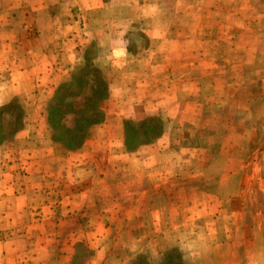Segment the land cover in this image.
<instances>
[{"label": "crops", "instance_id": "crops-1", "mask_svg": "<svg viewBox=\"0 0 264 264\" xmlns=\"http://www.w3.org/2000/svg\"><path fill=\"white\" fill-rule=\"evenodd\" d=\"M93 45L120 80L68 151L44 108ZM13 101L0 264H75L86 238L81 264H131L170 230L191 264H264V0H0V107ZM149 118L162 134L126 151L125 122Z\"/></svg>", "mask_w": 264, "mask_h": 264}, {"label": "trees", "instance_id": "trees-1", "mask_svg": "<svg viewBox=\"0 0 264 264\" xmlns=\"http://www.w3.org/2000/svg\"><path fill=\"white\" fill-rule=\"evenodd\" d=\"M92 48L87 50L82 65L73 71L69 80L57 86L46 109L51 139L68 151L78 150L91 136L93 128L105 121L101 104L109 96V87L103 72L93 64ZM24 115L25 110L17 101L0 107V145L11 141L23 128ZM4 121L7 122L5 126L2 125ZM162 132L163 124L159 118L126 121L124 148L135 151ZM184 257L179 247L171 246L154 263L138 255L131 264H187Z\"/></svg>", "mask_w": 264, "mask_h": 264}, {"label": "rangeland", "instance_id": "rangeland-1", "mask_svg": "<svg viewBox=\"0 0 264 264\" xmlns=\"http://www.w3.org/2000/svg\"><path fill=\"white\" fill-rule=\"evenodd\" d=\"M256 25H257V22H256ZM92 47L93 48H92L90 54H92V57H93L97 53V49H99V47L98 46H95V45H93ZM144 47H145V44H143V43L140 46L139 45H136V46L133 45L131 51L134 53V56L136 54L142 55L143 54V51H144L143 50ZM151 47H155V45H152ZM223 54H226L227 56H231L232 55V53H230V52L223 53ZM130 61H132V60L128 59V60L125 61V63H128ZM250 64L253 65V63H250ZM254 65L257 66V62H254ZM120 66H122V65L121 64H118V67H120ZM78 67H80V66H78ZM119 73H120L119 71H117V72L114 71V65L109 70L104 71L103 74H104V76H105V78H106V80L108 82V87H109V96H108V98L105 101H107L109 99V97H110V88H112L115 84L119 83V80H120ZM117 75H119V80L118 81H116V76ZM105 101H103V103ZM103 103L101 104V107H103ZM47 105H48V103L46 104V106L44 108L45 109V113H46L45 114L46 117H47V110H46L47 109ZM162 116L163 115H159L158 117L161 118ZM6 124H7V122L4 121L2 125L5 126ZM2 130L3 129H1V132H2ZM176 140H178V141H177V144L175 143V145H179V144L180 145H183V144H195V143H197V140L196 141H194V140L193 141L192 140H185V141L180 140L179 141V139H176ZM140 147H138L137 149H139ZM169 232L171 234L168 235V236H165V237L149 238V241H147V242L145 241L143 243V245H141V247H142L141 249L142 250L138 254L141 255V256H143L144 258H146L148 261L154 263L155 261H157V258L161 257V254L164 252L165 249L170 248L171 246H177V247H179L178 246L179 245L178 244L179 238L177 237V231L176 230L175 231L170 230ZM86 239L84 240L83 247L80 246V248H81L80 250L81 251L79 252V259L77 260V262L75 264H81V263H83L85 261V259L88 257L91 248L94 247V244H93V240L94 239L93 238H89L87 240ZM143 240H145V238H143ZM184 256H185V254H184ZM136 257H137V255H136ZM185 260H186L187 264H191L189 259H185Z\"/></svg>", "mask_w": 264, "mask_h": 264}]
</instances>
